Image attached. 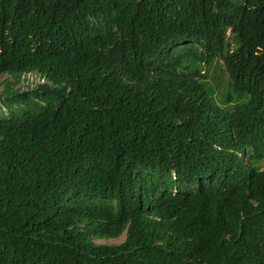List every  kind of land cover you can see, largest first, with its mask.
Masks as SVG:
<instances>
[{"label": "trees", "instance_id": "1", "mask_svg": "<svg viewBox=\"0 0 264 264\" xmlns=\"http://www.w3.org/2000/svg\"><path fill=\"white\" fill-rule=\"evenodd\" d=\"M4 76L0 264H264V0H0Z\"/></svg>", "mask_w": 264, "mask_h": 264}, {"label": "rangeland", "instance_id": "2", "mask_svg": "<svg viewBox=\"0 0 264 264\" xmlns=\"http://www.w3.org/2000/svg\"><path fill=\"white\" fill-rule=\"evenodd\" d=\"M207 81L210 84L212 90L215 93H225L227 89V74L224 70V67L222 66V63L220 64H215L213 65L212 69L210 70L209 73H207ZM6 77H1L0 78V91L3 89V83L2 81ZM24 89V88H23ZM26 89V88H25ZM38 103L42 102V99H37ZM124 240V237L122 236L121 238L117 240H97L95 243L97 244H105L108 246H117L121 244Z\"/></svg>", "mask_w": 264, "mask_h": 264}, {"label": "built area", "instance_id": "3", "mask_svg": "<svg viewBox=\"0 0 264 264\" xmlns=\"http://www.w3.org/2000/svg\"><path fill=\"white\" fill-rule=\"evenodd\" d=\"M26 84L30 83V87L37 84H45L46 82L43 79H39V77H36L34 74H29L24 76ZM26 84L24 85L26 87Z\"/></svg>", "mask_w": 264, "mask_h": 264}]
</instances>
